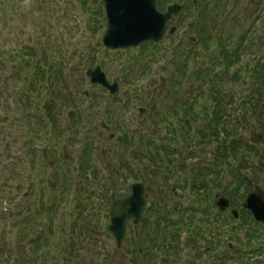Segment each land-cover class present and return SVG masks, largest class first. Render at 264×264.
I'll return each mask as SVG.
<instances>
[{"label":"rangeland","instance_id":"374dc122","mask_svg":"<svg viewBox=\"0 0 264 264\" xmlns=\"http://www.w3.org/2000/svg\"><path fill=\"white\" fill-rule=\"evenodd\" d=\"M186 1L189 7L184 16L191 20L194 5L190 4L191 0ZM245 5L247 3L242 1L236 9L247 12V17H250ZM103 16L102 0H0V264H106L111 262L113 256L115 258L112 264H158L155 257L161 256L163 252L151 251H164L175 246L172 241H175V229L181 224L178 221L181 209L190 206L196 211L209 209L210 212L211 209L210 215L208 213L204 220L206 222H199L196 213H193L192 218L198 221V227H213V216L217 209L211 207V199L208 198V208L201 209L200 207L205 206L203 201L200 202L188 189H177L175 201L179 202L181 209L178 213L168 211L169 219L173 221L172 226L162 215L167 216L163 206L171 203H162L161 200L165 198L160 197L164 192L168 194L173 185L190 177L189 173L192 171L183 174L179 169L178 162L182 155L193 151L192 165L195 169L199 162L203 167H208L209 159L205 152L213 150L219 140L201 147L195 143V130L206 124V109L213 104L208 97L213 83H217L216 88L221 91V105L230 113L228 119V113H224L222 119L229 121L230 131H235L232 138L252 141L258 147L264 145V128H260V121H264V116L258 117L263 111L252 112L246 106V111L239 115L232 109L237 108L239 100L241 102L244 97L247 102L251 99L250 103H254L252 96L257 97L253 92L257 88L258 93L260 87L250 68H254L258 61V65H263L259 69L264 73V15L254 30H251V37H246V50L240 52V68L235 70L236 73L233 69L223 72L219 80L212 72L221 67L209 65L204 55H210V52L202 54L198 45L190 42L192 31L186 32L181 43L175 45L181 39L182 21L157 46L110 51L105 50L100 41L105 23ZM226 20L223 16L215 23L227 33L233 24ZM223 30L216 33L221 34ZM230 32L234 36L240 33L235 28ZM252 41L254 45L249 47L248 43ZM230 45H233V39ZM182 53L186 54L185 58H180ZM24 58L30 68L31 64L39 63L42 59L50 64V80L41 82L33 93L35 100H29L32 97L28 91L30 89L21 79L24 74L21 62ZM246 62L251 64L249 68H244ZM96 65L101 66L109 82L118 83L119 90L116 94L107 93L100 85L89 83L85 71ZM184 65V70L186 67L194 68V77L181 85L184 70L181 73L180 69ZM206 67L212 68V71L206 72ZM54 70H60L63 75L60 80L52 82ZM172 78L174 84L170 90H166L167 83ZM44 92L47 94L44 95ZM226 93L228 94L225 95ZM259 96L263 101L264 93ZM237 98L239 100L235 102ZM34 104L36 105L33 106ZM141 107L144 110L140 115L138 111ZM258 108L263 109L264 104H259ZM68 110L74 111L70 119L66 114ZM184 111L198 114L191 121L186 143L182 135L178 136L172 131ZM202 114L204 117H201ZM24 118L28 119V124H24ZM101 123L111 125L110 130H105ZM134 127H137V134H130ZM110 133H128L131 138L129 145L135 150L133 153L144 152V158L131 157L125 141L119 145L115 137L109 136ZM145 136L150 140L149 144L143 142ZM175 136V140H172ZM81 142L85 143L86 149H91L89 154L80 150ZM171 143L180 147L174 150L175 153H171V164L166 169L161 161L147 159L146 155L149 151L153 153L157 144L170 147ZM35 154L39 157L33 167L32 158ZM79 156L82 165L78 164ZM123 163L129 165L126 164V173L120 168ZM251 165L243 167V173L249 179H254L258 172ZM223 166L222 164L216 168L219 174L217 178L214 173L206 177L209 182L207 190L212 188L213 192L224 186L227 175ZM166 172H170L171 182L162 179ZM129 176H136L141 181L147 180L146 196L153 202L152 208H147L142 216L149 222L147 226L140 228L141 237L135 241L136 249L143 248L141 257L128 251L133 244L131 240H127L128 237L120 248H116L111 235L104 233L109 213L108 199L113 192L111 187L115 185L117 189L123 188L126 181L124 178ZM216 180L219 185L213 184ZM261 183L264 184V172ZM54 201L58 207V215L53 220L55 228L46 238L50 243L42 244V249L38 252L34 243L42 237V224L47 223L46 212ZM80 203L87 209V226H82L84 222L78 219ZM39 212L43 216L37 218ZM31 214L32 217L26 222ZM65 217H68L71 224L69 233L62 230ZM149 218L153 221L158 218L160 229L152 231L156 241L147 239L151 233L149 230L155 226ZM216 218L222 221L221 216ZM221 226L228 228L225 222ZM127 228L130 229L131 226L128 225ZM83 233L90 235L88 238L92 240L91 243L82 241L80 235ZM55 240L60 242L52 244L51 241ZM66 240H75L76 247L69 253L65 249ZM162 243L168 247H160ZM34 250H37L36 255ZM182 250L181 246L177 249L178 258L174 253L171 254L173 257L170 264L190 263L187 253L181 257ZM12 251L17 260L12 259ZM145 252H149V256ZM260 252V258L264 259V248ZM214 256L206 254L198 264L204 261L213 264ZM245 257L250 258L249 255ZM251 257H255V254ZM243 258L223 262L242 264L246 261Z\"/></svg>","mask_w":264,"mask_h":264},{"label":"water","instance_id":"95a60500","mask_svg":"<svg viewBox=\"0 0 264 264\" xmlns=\"http://www.w3.org/2000/svg\"><path fill=\"white\" fill-rule=\"evenodd\" d=\"M105 8L106 28L101 35L104 47L111 50L117 48L137 47L141 42H159L166 21L171 13H178L180 6L173 4L165 13L157 11L156 0H103ZM92 83H102L111 92L117 90V84L110 85L106 82L104 73L98 66L94 71L88 70ZM70 115V114H69ZM128 192H115L111 197L109 206V224L106 229L113 233L118 244L125 237V228L128 218L132 217L137 222L143 209L148 204L144 199V188L140 182L130 183ZM251 209L257 220L264 222L263 195L252 188L244 203Z\"/></svg>","mask_w":264,"mask_h":264},{"label":"flooded vegetation","instance_id":"af4514ba","mask_svg":"<svg viewBox=\"0 0 264 264\" xmlns=\"http://www.w3.org/2000/svg\"><path fill=\"white\" fill-rule=\"evenodd\" d=\"M242 1L247 3V6L245 5V8L248 12H250V17H247V12H241L236 9L242 3ZM209 3L212 4L210 13L212 18V27L214 26L216 28L218 24H216L215 21H219L220 18L225 16V18H227L226 22L229 24H233V26L229 28V31H232L233 28L239 30L240 33H238V37H242L243 46L238 51L244 52L247 47V45H245L246 37H251V30H254L256 24L260 22L261 17L264 15V0H209ZM194 4L195 13H193V26L196 33H200L203 24L204 27H207L208 14L206 11V4L205 1L202 0V14L204 15V17L201 18L199 15L198 0H194ZM158 6L160 11H164L168 7L167 1L158 0ZM176 19L177 18H174V20ZM231 173L237 174V176L234 177V180L232 179ZM226 174V186L224 188V191H221L220 194L224 195L228 199V207L225 210L221 211V214L218 215L222 217V221L228 222V228L224 229L222 226L216 227V238H218L219 241L214 238L213 245L215 253L219 254V257L223 255L224 251V253H229L231 257H234L239 253L240 241H242L243 239L244 241L247 240L244 237L245 229L242 230V228L243 226H247V223L251 222L250 216H248V214L245 212L242 213L241 211V208L243 206L242 201L246 196L248 184L247 186L243 184V182L246 181L245 178H242L240 180L242 176V173L240 171L230 170L227 171ZM238 183L239 185H237ZM235 212L237 213L236 215ZM257 226L260 227L259 225ZM204 250L210 252L211 247H204Z\"/></svg>","mask_w":264,"mask_h":264},{"label":"trees","instance_id":"16d2710c","mask_svg":"<svg viewBox=\"0 0 264 264\" xmlns=\"http://www.w3.org/2000/svg\"><path fill=\"white\" fill-rule=\"evenodd\" d=\"M22 66H24V69H23L24 74L23 75L30 77L28 80H25V81L28 82L27 86L30 88L31 91L37 89V87L41 85V82L43 81V78H45V76H46V75H44V73H47V75L51 73L50 72V66L45 64L44 61H43V63L32 64V68H30L29 63H26V62L23 61L22 62ZM45 67H48V68L45 70ZM27 68H28L29 71H27ZM52 74H53L52 77H51V79H53L52 82H54V81H56L58 79L60 80L62 78V75H63V74H61L60 70H54ZM48 77H49V75H48ZM258 77H259L260 80H258L257 84H258L259 87H262L264 89V77L263 76H259V75H258ZM258 77H256V78L258 79ZM256 98H258V97H256ZM259 100L260 99L258 98L257 102H256L257 103L256 105H258ZM216 108H222L221 105L219 103H217V101H215L213 109H216ZM229 142H230L229 146H230V149L232 151L237 150L239 148L238 142H236V141H229ZM250 144L249 143H245V147L247 145H248L247 147H250ZM251 146H252V144H251ZM248 150H250V149H248ZM54 210H57V209L54 208L53 206L51 208H49V211H48V214L50 215L48 217V221L49 222H48V224H44L47 227V230L44 233H42V236H47V235L51 234V230H52V225L51 224H52L53 217H54ZM82 214L83 213L81 212V214H79V217H81ZM31 217H32V214H31L30 217L28 215V217L26 218V222H28L29 218H31ZM40 244H41V242L40 243L35 242L34 246L38 247V246H40ZM34 253L36 254L37 252H34Z\"/></svg>","mask_w":264,"mask_h":264}]
</instances>
